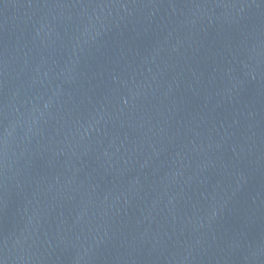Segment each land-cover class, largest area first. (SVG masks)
<instances>
[{"label": "water", "instance_id": "1", "mask_svg": "<svg viewBox=\"0 0 264 264\" xmlns=\"http://www.w3.org/2000/svg\"><path fill=\"white\" fill-rule=\"evenodd\" d=\"M0 264H264V0H0Z\"/></svg>", "mask_w": 264, "mask_h": 264}]
</instances>
